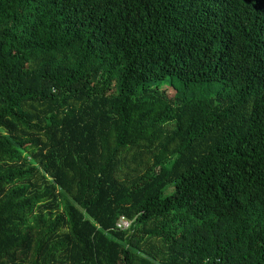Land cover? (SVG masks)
Segmentation results:
<instances>
[{
    "label": "trees",
    "instance_id": "trees-1",
    "mask_svg": "<svg viewBox=\"0 0 264 264\" xmlns=\"http://www.w3.org/2000/svg\"><path fill=\"white\" fill-rule=\"evenodd\" d=\"M0 264H264V0H0Z\"/></svg>",
    "mask_w": 264,
    "mask_h": 264
},
{
    "label": "built area",
    "instance_id": "built-area-1",
    "mask_svg": "<svg viewBox=\"0 0 264 264\" xmlns=\"http://www.w3.org/2000/svg\"><path fill=\"white\" fill-rule=\"evenodd\" d=\"M129 225H130L129 220H126L123 217H119L114 224V229L123 231V230L127 229L129 227Z\"/></svg>",
    "mask_w": 264,
    "mask_h": 264
}]
</instances>
